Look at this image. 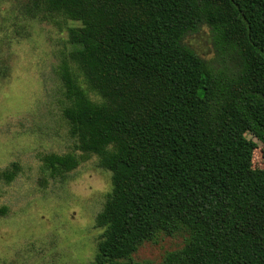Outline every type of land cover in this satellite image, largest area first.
Masks as SVG:
<instances>
[{"label": "trees", "instance_id": "16d2710c", "mask_svg": "<svg viewBox=\"0 0 264 264\" xmlns=\"http://www.w3.org/2000/svg\"><path fill=\"white\" fill-rule=\"evenodd\" d=\"M82 26L68 69L64 118L76 148L100 159L111 190L91 264L134 259L145 243L184 235L161 264H264V0H33ZM208 27L214 55L184 42ZM52 176L74 154L43 157ZM18 165L0 171L12 181Z\"/></svg>", "mask_w": 264, "mask_h": 264}, {"label": "rangeland", "instance_id": "374dc122", "mask_svg": "<svg viewBox=\"0 0 264 264\" xmlns=\"http://www.w3.org/2000/svg\"><path fill=\"white\" fill-rule=\"evenodd\" d=\"M82 24L52 13L33 0H0V171L18 165V174L0 180V264H91L101 231L96 228L111 190V173L96 155L80 152L63 111L70 105L62 74L68 69L94 102L102 98L87 84L71 58L70 30ZM184 42L204 59L214 55L209 28ZM252 167L264 169V146ZM48 154L80 160L64 177L45 167ZM184 235L143 244L134 259L161 264L179 249Z\"/></svg>", "mask_w": 264, "mask_h": 264}]
</instances>
